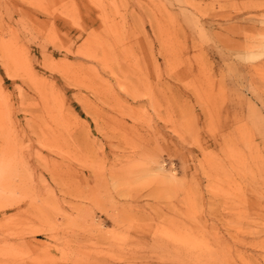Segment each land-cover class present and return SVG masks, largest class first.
<instances>
[{
  "label": "rangeland",
  "instance_id": "obj_1",
  "mask_svg": "<svg viewBox=\"0 0 264 264\" xmlns=\"http://www.w3.org/2000/svg\"><path fill=\"white\" fill-rule=\"evenodd\" d=\"M0 264H264V0H0Z\"/></svg>",
  "mask_w": 264,
  "mask_h": 264
}]
</instances>
